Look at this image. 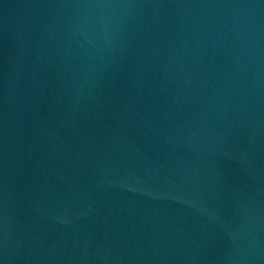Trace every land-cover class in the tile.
<instances>
[{
    "label": "water",
    "instance_id": "water-1",
    "mask_svg": "<svg viewBox=\"0 0 264 264\" xmlns=\"http://www.w3.org/2000/svg\"><path fill=\"white\" fill-rule=\"evenodd\" d=\"M85 2L0 0V264H264V0Z\"/></svg>",
    "mask_w": 264,
    "mask_h": 264
},
{
    "label": "clouds",
    "instance_id": "clouds-1",
    "mask_svg": "<svg viewBox=\"0 0 264 264\" xmlns=\"http://www.w3.org/2000/svg\"><path fill=\"white\" fill-rule=\"evenodd\" d=\"M75 7L83 10H102V11H112L120 9H132L138 7L133 0H89V2L80 3L75 5ZM103 18H101V24H103ZM104 31H107L106 26Z\"/></svg>",
    "mask_w": 264,
    "mask_h": 264
}]
</instances>
